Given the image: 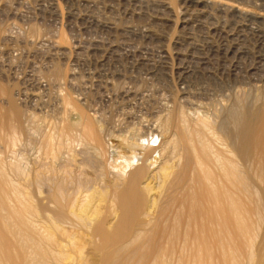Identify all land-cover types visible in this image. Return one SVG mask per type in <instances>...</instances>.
I'll list each match as a JSON object with an SVG mask.
<instances>
[{"label": "rangeland", "instance_id": "1", "mask_svg": "<svg viewBox=\"0 0 264 264\" xmlns=\"http://www.w3.org/2000/svg\"><path fill=\"white\" fill-rule=\"evenodd\" d=\"M50 1L49 0H40V1L39 0H0V30L2 31V34L5 37V39L0 40V57H1L0 58L1 60L0 61V91L1 93L0 94L2 95V96L0 95V111H2L0 112V126L3 127V128L0 127V129L2 130V132H0V161H2L3 164H5V167L7 168L8 172H10L9 167L12 165L14 167L15 166L18 167L19 172L24 171L21 173L23 174L25 173L26 175L30 174L29 178L32 182L31 188H33L31 189V193L33 196V200H35L33 201L35 204L34 206H36L34 219L37 221L39 225H42L43 227H45L46 230L49 229L48 231L51 232L54 237L57 235L56 236L57 238L55 237L56 239L55 241L65 245V248H64L65 250L66 248L68 249L71 248V244L69 243L72 242L73 246L75 245L74 246L75 248L73 246L71 248L73 250L70 249L71 250L70 251L67 249V251L71 253L70 254L71 256L70 258L67 259L68 260L67 262L65 260L66 264H82L85 259H86L84 261L85 264L86 263L87 264H117V263L122 264V260L123 258L127 256V253H120L119 255H117L116 260L110 259V261H106L107 262L106 263L105 254L103 253L104 252L103 248L115 245L117 241L124 242L128 239V237L131 236V234L137 229L138 225L142 221H144L143 216L141 218L139 214L140 211H138V208H136L135 206H132L130 208L131 213L127 212L129 214L127 213L123 214L121 213V211H119V208H120L119 205H116V208H114L111 211L109 210L107 211L103 209L102 210L103 212L100 214L102 216L100 217L99 215L100 219L97 217V215L92 216L90 212L87 214L86 222H88L90 225V226L87 225L88 227L92 226L93 228L96 225L95 223H97V221L102 222L104 225H107L109 223V226L108 225L105 226L108 228L107 234L110 238L108 240L107 238L102 240L101 238L102 236L94 235L92 229L87 230V228L85 227L86 228L85 230V228H83L84 226L83 223L80 220H78L76 216L73 217L72 214L66 213L65 215L67 219L71 221L70 223H72L73 221L72 225L68 224L69 226L67 225L65 228L68 230V233L70 234L69 236L73 238L71 240L70 237L66 236L68 234L65 235L62 233V236H61L60 234L61 232L55 229V226L53 225L54 223L52 222V217H51L52 215L50 216V213L54 214L55 212L60 210V207L54 204L52 207H50V209L54 207L53 209L55 210V212L53 209H52L53 210L52 212H49L50 209L47 210V208H49V205H47V203L49 202L48 197L51 196V194L55 192L56 190L55 187H57L59 183L64 182L63 177L65 178L66 181L67 180L70 181L72 179L71 181L72 183L74 182V184H72L71 182H68V184H65V185L66 186L69 185L68 186L69 188L67 187L68 190L71 191L73 189L74 191L73 190L72 191L76 192L77 191L76 188L78 189L77 184L79 182V179L84 180V177L88 178L92 176L90 177L91 179L88 178V180L92 182L89 183L87 189H89L91 185L93 189L90 187L88 192L89 194L92 193L91 197L93 196V199H96L99 196V193L101 191H104V190L106 191L107 189L106 195H104V197L102 198L103 200H105L103 206L106 207L108 200L111 198L110 190H108L109 183L111 181V178L108 179V177H111V174H110L111 171L110 173L108 172V170H110L109 165L113 164L119 159V157H117L119 156L118 151L119 152L123 151V148L121 147V145L123 146V144L120 141L122 137H125V139L127 140L129 139V141H134V142L137 141L136 143L140 144L142 149H145L146 147H150L154 151L162 149L163 142H165L168 136H170V134L173 132L172 131L173 127L172 129L171 128L167 129V127L164 128L165 127L164 122H166L170 116V114L167 113L168 117H166V112H168L169 109L171 111L173 109L174 104L171 102L172 100L167 95L166 96L157 95V90L160 89V87L162 86L161 85L162 83H163V86H166V88L168 90H171V92L173 93L184 92L188 89L187 84L179 83V80L177 78L178 75L175 74L176 72L174 71V69L169 77H165L167 79H164V80L161 79L158 84L157 82L156 83L149 82V78H148L149 76L146 74L145 69H148L149 67H154V69H159L160 54H161V49L159 47L162 46V42L166 41L167 43L165 42V44L169 46V48L172 49L173 48L172 42L177 40V38H179L180 42L184 43L186 48H190L191 46L195 47L196 56H200L201 54H204L210 58V61L207 64L208 67L204 66L205 70L203 71L202 69L201 70L202 72H200L199 76L197 77L195 76L190 79V82L192 84L199 85V87L201 86L200 87L201 91L205 92L208 95L207 100L205 99L203 100V102L198 103L196 107L191 106L193 111L191 107L186 104L185 101H181V102L178 101L179 103H177V105L179 104L181 107L184 106L186 110H189L191 115L193 114L194 111L198 110L197 112L200 113L202 116L203 114L206 117L208 116L207 118L212 120V122L214 123V125H216V128H217L222 122V120L224 119V117H226L225 115H227L228 109H230L229 107L232 106L231 104H234L233 103L234 101L235 102L241 101L243 106L246 105L247 107H254L255 99H257L260 96H263V90L255 86L253 83L250 84L248 82L251 81L252 79L257 78V76H259L258 74L261 75L262 69L256 70L257 72L255 73L257 75L253 72L254 70L253 71L251 70L252 68L257 67L256 64H257V57H258L257 51L258 50L256 51V49L254 50L253 48L254 46H256L254 42L255 37H253V35L251 36L249 29L259 30L260 28L257 24H255V26L254 24L249 25V23H247V21L245 22V19L243 18L235 19V17H233L230 12L227 13L228 11H226L225 13L224 12L220 13L213 9L212 12L208 11L206 12V14L204 13L202 14L201 11H198V10L194 11L195 8L186 9L187 7H185L182 4L181 0H164V1L163 0H145L144 1L145 4L144 3L138 4L134 0H74L76 3L73 0H71L70 3H69L70 0L69 1L68 0L66 1L58 0L61 5L60 7L61 16H59V18H56V16L54 15L52 8H51L52 2ZM223 1L228 2V0H223ZM162 2H165V3H162ZM230 2L239 4L242 7H245L252 11H256V12L264 11V0H242V1L241 0H230ZM241 2L243 3L241 4ZM68 5L69 6L72 5L73 8H76V10L74 9L77 14L76 16L72 18L68 17V14H67ZM182 7L183 8L185 7V8L183 9ZM185 12H187V14ZM196 14H197V17H196ZM92 16L96 17L98 20H100V22L109 21V23L113 25L114 29L116 28L117 30L115 29L114 32L111 31L112 32L111 33L109 31L104 30L99 25L96 27V25L91 23ZM184 20H189V21H186L187 23H181ZM195 20H203L206 24H202L203 25L202 28H199V25L196 26ZM126 26L131 27L130 30L132 31L130 33H124L122 31V28H126ZM205 26H207L208 28ZM187 27L188 28L190 27V32H192L194 36L193 40L191 41L192 45L190 46L187 45V43L185 42V38H184L185 36L184 33L188 32ZM209 27H210V30L208 31L207 29H209ZM181 28L186 29V30L182 32L183 29ZM220 28L225 29V30L230 29L232 32L234 30V33L238 31V29L244 30V33L246 36L245 45L246 46L248 45V47H250L249 48L250 54L249 56L244 58L245 61L243 59V61L241 62L240 71L238 70L236 72L237 74L232 72L233 68L231 66H228L229 63L227 64L221 63L220 58L216 56L214 57L213 56L214 54H212L211 49H214L215 47L220 46L222 42L221 41L222 38H221L219 31H214V29H220ZM142 29L143 30L147 29L151 31L153 34L156 35L157 38H159L161 42H159V40L157 41L156 39L148 40L142 37ZM248 32L250 33V35ZM166 36H167V39L165 38ZM60 39H64V41L68 39L65 42V46L67 47V53L70 52V54L66 53L63 55L61 52L56 51V47L54 44L56 43V41L58 42ZM92 44H97V45L99 44L98 45L99 49L97 50V53L95 54L91 52ZM109 46H113L116 48L119 47L118 51H116L115 54H110L111 52L108 49ZM185 53L187 52L185 51ZM141 58L146 59V64L148 62V65L146 64L139 65V59ZM173 60L174 61L171 64H172V67L175 68L179 64V60L177 59H173ZM56 68L61 70L62 77H60L56 86L55 85L52 86L55 83V80L53 82L54 76L51 77V75L54 73V70ZM74 68L75 69L77 68V69L75 70ZM87 72L88 74L96 73V75L101 76V78L103 76L105 77L103 78L105 80L108 77L107 80H109V84H110L107 87L108 89L103 86L96 88V86H94L93 84L91 85L84 77L85 75H83V73H87ZM231 73H233V75ZM70 74L76 75L75 79L72 80V78H70L71 76ZM136 74H140V75H136ZM114 75H115V78L120 77L118 80L119 82L115 79H112L114 78ZM201 75L203 76L204 80L202 79ZM209 75L211 76L209 77ZM110 76H113V77H110ZM235 76L237 78H235ZM128 78H130V80ZM196 79L198 80V82ZM233 80L234 82L235 81L241 82V86H239L238 88L232 87L230 90L228 86L233 84ZM68 85L71 86V88H69ZM35 87L36 88L39 87L40 90H38L37 92L38 94H40L39 97L40 98L42 97L41 99L39 97H36L35 99L30 97L29 91H31L30 89H33ZM53 87L55 88V90ZM122 90H130L136 93L137 97H132V99L130 98L128 101L123 102V99L121 98V96H119ZM58 91L59 93H57ZM138 94L139 95L142 94V95L138 96ZM61 95L67 96L70 99L69 100L70 103L68 106H63L62 104L59 105L60 102L57 99V97ZM247 99L248 101H246ZM245 101L246 103L249 104V106L248 104L244 103ZM42 103L45 104L46 106L44 105L42 106L41 105ZM165 107L167 108V110H165L166 112L163 111L164 109H166ZM128 113L130 114V116ZM126 117H131L130 119L131 121L129 122L130 124L128 123ZM8 120H9V123H8ZM10 120L13 121L14 123L11 122ZM77 121H79L80 124L81 122H83L80 126H83V124L85 125L86 121H87L86 123L88 122L91 123V125L94 127L97 140H94L95 138L94 139L91 137L89 138V136L86 137V135L82 133V130L78 126L79 123L77 124L78 127H75V123H77ZM5 122H6V125H5ZM8 125H10V127L15 126V128H10L9 129L10 132H8V128H9ZM68 126L73 127L74 129L71 128L69 130ZM161 127L164 128L163 130H168V131H164L165 132L164 133ZM5 130L7 131V133H5L6 132ZM12 130L16 131L14 132L16 133L17 136H16V140L14 138L15 141L12 139L14 143H12L11 141L12 144L11 143L9 144L6 134L7 135L9 134L8 137H10L12 135L11 133ZM217 130H216L217 136L220 137L221 141L225 142L226 139L224 137V133L221 132L218 128ZM163 134H166V135L163 136ZM46 135L49 137L52 136L50 137L51 139L48 140L49 137L47 138ZM131 137L133 139H131ZM89 139H92L90 140L91 143ZM53 140L55 141L51 142ZM56 145H57V148H56ZM39 149H40V152L38 151ZM146 149H149V148H146ZM81 154H84V155H81ZM44 155L47 157H45ZM97 156L99 159L97 158ZM46 158L47 159L49 158L48 159L49 161H47ZM106 158H107V161H105ZM139 158L140 159H138V161L140 162L141 155H139ZM51 159H53V161ZM43 161H45V164H43L44 163ZM35 163L36 165L34 166ZM70 163H72V166ZM104 163H106L107 165ZM38 164L39 165L42 164V165L39 166ZM46 164H49V165H46ZM63 164L65 166H63ZM69 165L71 166L70 168H69ZM59 166L62 169H60ZM78 166H80L79 169H78ZM92 166L94 167L92 168ZM56 167H58L60 171ZM64 167H67L69 169L67 168L65 169ZM33 170H36V171L38 170V171L36 172ZM78 170H80V173ZM76 173L77 174L79 173V174L77 175ZM80 174L82 175V178L79 177ZM35 175H37L40 178L39 179L38 177L35 178ZM45 175H47V178ZM54 175L55 177L53 178ZM72 175H74L75 177ZM51 176L53 179L51 178ZM69 176H70V180L68 179ZM249 176L251 178V183H252V186L255 192V200L259 207V211L257 213V216L255 217L254 224H255V228L258 229L260 239L259 241L256 242V245L251 252L252 253L251 260L248 262L243 259L241 261V264H243L244 262H245L244 264H264V240H263L264 234L261 236V234L264 232V210H262L264 209V206H263L264 205V174L260 173L259 171H254V172L251 171L249 173ZM42 177H44V179ZM61 178H62V181H60ZM35 180H37L36 182H38L37 187H36ZM95 181L97 182L95 183ZM100 182L101 183L103 182V183L100 184ZM95 186H97L98 188L102 190L100 189L96 190L97 187ZM99 186H103V187H99ZM47 187H49L51 191ZM36 188L39 189L38 190L39 193L36 192L37 191ZM43 191L45 193L47 191V193L45 194ZM37 193L40 194V196ZM79 193H81V191ZM79 193L76 192L75 195H78ZM85 193H83V195L79 194V196H81L80 197L81 200H83L84 198L83 196L85 195ZM43 196H46L45 198H47V200L44 199ZM45 207L46 209H44ZM64 212H68V211H64ZM112 212L115 213V215L117 214L118 215L115 216L114 214H112ZM42 213H45V215L47 214V216L45 215H44L45 217L42 216L43 215ZM36 214H38L41 218L38 215L36 216ZM110 215L111 216L113 215L112 218ZM72 217L76 219L77 221H80V223L74 220ZM48 219L51 221H49ZM74 223L76 224L75 227H74L75 225ZM82 234H84L83 237H82ZM66 239L69 242H67ZM76 239L78 241L80 240L79 243H77ZM102 241L105 242V244ZM56 245L53 246L54 250H57L55 248ZM76 245L78 246L81 245V249L78 246L76 247ZM83 247H84V250H82ZM76 248L80 250L74 251ZM80 251H83V252L80 253ZM99 252L100 253L102 252V253L100 254ZM100 257H102V259ZM153 263L154 261L148 259L145 263L143 262L140 264H153Z\"/></svg>", "mask_w": 264, "mask_h": 264}, {"label": "bare ground", "instance_id": "2", "mask_svg": "<svg viewBox=\"0 0 264 264\" xmlns=\"http://www.w3.org/2000/svg\"><path fill=\"white\" fill-rule=\"evenodd\" d=\"M59 1L58 0H51L50 1V2H52L51 8H52V11H53L54 15L56 16V18H59V16H61V10H60L61 5H60ZM134 1L138 4H143L145 0H134ZM70 2H71V0L69 1V3ZM181 2L185 7H187L186 9L195 8L194 11H196V10L201 11L202 14L203 13L206 14V12H208V11L212 12L213 9L215 11L220 12V13H222V12L225 13L226 11H228L227 13L230 12L231 15L233 17H235V19L236 18H239V19L243 18V19H245V22L247 21V23H249V25L254 24V26H255V24H257L259 26V28H260L259 30L249 29L251 36L253 35V37H255L254 42H255L256 46H254L253 48H254V50L256 49V51L258 50L257 51L258 57H257V64H256L257 67L252 68L251 70L252 71L254 70L253 71L254 73L257 72L256 71L257 69H260V70L262 69L263 71L261 70V75L258 74L259 76H257V78L252 79L251 81L248 80L249 81L248 83H250V84L253 83L255 86L261 88L263 90V96H260L257 99H255V101H254L255 103L253 102L254 107H247L246 105L243 106L241 101H236V102L234 101L233 102L234 104H231L232 106L229 107L230 109H228V112L226 111L227 112V115H225L226 117H224V119L222 120L220 125L217 127L221 132L224 133V137L226 139L225 142L221 141L220 137H218L217 133H216V130H217L216 125H214L212 120L207 118L208 116L206 117L204 114L202 116L200 113L197 112L198 110L194 111L193 114L191 115L189 110H186L184 108V106L181 107L179 104H178L179 106L177 105V103H179L181 101H185L186 104L189 105L190 107L191 106L196 107L198 103L203 102V100H205V99L207 100L208 95L205 92L201 91V88H200L201 86L199 87V85L192 84L190 82V79L192 77L199 76L200 72H202L201 71L202 69H203V71L205 70V67L207 66L208 62L210 61V58L204 54H201L200 56H196L195 47L191 46L190 48H186L184 43L180 42L179 38H177V40L172 42L173 43L172 49L169 48V46H167L165 44L166 41L162 42V46L159 47L161 49L159 69H154V67H149V68L147 67L148 69H145L146 74L149 76L148 77L149 82H151V83L157 82V84H158L161 79H163V80L167 79L165 77H169L170 74L173 72V69H174V71L176 72L175 74L178 75L177 78L179 80V83L188 85V89L186 91L178 92V93L171 92V90H168L166 88V86H163V83L161 84L162 86L160 87V89L157 90V95H159V96L160 95H162V96L167 95L172 100L171 102L174 104L173 109L171 111L169 109L168 112H166L165 111V110H167L166 107H165L166 109L163 110L166 112V117H168L167 113L170 114L168 120L166 121V119H165L166 122H164L165 123L164 128L167 127V129L168 128L172 129V127H173V130H172L173 132L170 130L172 133L170 134V136H168L166 141L163 142L162 149H159L157 151L152 150V148H150V147H146L149 149H146V148L142 149L140 144L136 143L137 141L136 142L129 141V139L127 140V139H125V137H122V135H121L122 139L120 141L123 144V146L121 145V147L123 148V151L122 152L118 151L119 156H117V157H119V159L116 162L113 161L114 163L109 165L110 170H108V172L110 173V171H111V173H110L111 177H108V179L111 178V181L109 183V188L108 187L107 188H108V190H110L111 198L109 200L107 199L108 202H107L106 207L103 206L105 200H103L102 198L104 197V195H106L107 189H106V191L104 190L105 192L101 191L99 193V196L96 199H93V196L91 197L92 193L89 194V192H88L90 187L92 188V185H91L89 187V189H87L89 183L92 182V181H89L88 178L91 179L90 177H92V176H90L88 178L84 177V180H80L79 178H77V179H79V182H78V184L76 183L78 186V189L76 188V190H77L76 192L79 193L81 191V193H79V194H82V195H83V193L86 192L85 195L83 196L84 197L83 200L80 199L81 196H79V194L75 195L76 192H73L74 191L73 189H72L73 191L72 190L70 191L67 189V187L69 185L66 186L65 184H68V182L72 183V181H71L72 179L70 180V176L68 178L70 181H68V180L66 181L65 178L63 176H61V177H63L64 182L59 183L57 185V187H55L56 188L55 192L52 193L51 196L48 197L49 202L47 203V205H49V208H47V210L50 209V207H52L54 204H56V205H58V207H60V210L57 212H55V210L53 209L54 207L52 208L56 214L50 213V216L52 215L51 216L52 222L54 223L53 225L55 226V229H57V231L61 232L60 233L61 236H62V233L65 235L68 234L66 236L70 237L71 240L73 238H71V236H69L70 234L68 233V230L65 228L68 224L72 225L73 221H72V223H70L71 221H69V219H67V217L65 215L66 213L72 214L73 217L76 216L77 219L83 223V225H84L83 228L86 227L87 230L92 229L94 235L102 236L101 237L102 240L105 238H107V240H108V239H110L108 234H107L108 228L105 226H107V225L109 226V223L107 225H104L102 222L97 221V223H95L96 225L93 228H92V226L88 227L87 225H89V223L86 222L87 214L90 212L92 216L97 215V217L99 218V215L103 212L102 211L103 209L107 210V211L108 210L111 211L114 208H116V205H119V207H120L119 211H121V213H123V214L130 212L131 211L130 208L132 206H135L136 208H138V211H140L139 214H140L141 218L143 216L144 221H142L138 225L137 229L131 234L130 237H128V239L126 241H124V242L123 241L122 242L117 241V243L115 245L103 248V251H104L103 253L105 254V262L110 261V259L116 260L117 255H119L120 253H127V256L125 258H123V260H122V264H140L143 262L145 263L148 259L154 261V263H156V264H241V261L243 259L245 261H248V262L251 260V258H252L251 252L254 249L256 242L259 241V239H260L258 229L255 228V224H254V220H255V217L257 216V213L259 211V207H258L257 202L255 200V192H254V189H253V186L251 183V178L249 176V173L251 171L252 172L259 171L260 173L264 174V11L262 10L263 12H260L259 9H258L259 12L252 11L250 9L242 7L239 4L231 3L230 0H228V2L223 1V0H181ZM162 3H165V2H162ZM242 3L243 2H241V4ZM73 5H74V3H73ZM255 7H257V6H255ZM260 7H261V5H260ZM67 9H68L67 14H68L69 18H72V17L77 15L75 12L76 8H73L72 5H70V6L68 5ZM187 12H188V10H187ZM187 12H185V13L187 14ZM190 12H191V10H190ZM196 17H197V14H196ZM186 19H187V17H186ZM186 21H189V20H184L183 22H181V21L180 22L181 23H187ZM91 23L96 25V27L99 25L104 30L109 31V32H111V31L114 32V30L116 29V28L114 29L113 25L111 23H109V21L100 22V20H98L96 17H93V16L91 18ZM195 24H196V26L199 25V28H202V26H203L202 24H206V23L203 20H195ZM32 25H34V24H32ZM205 27H207V26H205ZM130 28L131 27L126 26V28H122V31L124 33H130L132 31V30H130ZM181 29H183V28H181ZM149 30H147V29L143 30L142 29V37H144L145 39H148V40L156 39L158 41L159 38H157L156 35L153 34ZM184 30H186V29H183L182 32H184ZM187 30H188V32L184 33L185 34L184 38H185V42L187 43V45L190 46V45H192L191 41L193 40L194 36H193L192 32H190V27ZM207 30L209 31L210 27ZM34 31H35V29H34ZM140 31H141V29H140ZM191 31H193V30H191ZM214 31H219L221 38H222V39L221 38L220 39L222 42H221L220 46H217L214 49H211L212 54H214L213 56L220 58L221 63H223V64L229 63L230 65L228 64V66H231L233 68V71H232L233 73H236L238 70L240 71L241 62L243 61V59L245 57L249 56V54H250V49H249L250 47H248V45L247 46L245 45L246 36H245L244 30L238 29V31L235 30L236 32L234 33V30L232 32L230 29L225 30V29L220 28V29H214ZM248 33H246V34H248ZM250 33H249V35H250ZM202 34H203V32H202ZM2 36H3V34H2V31L0 30V40L5 39V37L4 36L2 37ZM163 36H164V34H163ZM165 38L167 39V36ZM247 38H249V37H247ZM66 41H64V39H60L58 42L56 41V43L54 44L56 47V51L61 52L63 55L67 53V47L65 46ZM159 42H161V41L159 40ZM196 43H198V42H196ZM152 44H154V43H152ZM212 44H214V43H212ZM98 45L97 44L91 45V52L93 54L97 53V50L99 49ZM100 46H102V45H100ZM128 47H130V46H128ZM157 47H158V45H157ZM118 48L113 47V46H109L108 49L111 52L110 54H115L116 51H118ZM211 48H213V47H211ZM185 49H187V50H185ZM185 51L187 53H185ZM68 53L70 54V52H68ZM128 56H130V55H128ZM149 59H151V58H149ZM173 59L179 60V64L175 68H173L172 64H171L174 61ZM79 61H81V60H79ZM244 61H245V59H244ZM140 64H146V59H143V58L139 59V65ZM146 65H148V62ZM143 68H145V67H143ZM55 70H54V73L51 75V77L52 76L55 77V79L53 77V82L55 80V83L52 86H54V85L56 86L60 77H62L61 70L60 69H57L56 71ZM211 71H212V69H211ZM208 73H209V71H208ZM233 73H231V74L233 75ZM254 73H253V75H254ZM70 75H68V76H70ZM83 75H85L84 77L86 78V80L91 85L93 84L94 86H96V88L102 87V86L107 88L110 85L109 80H107L108 77L105 80V79H103V78H105L103 76L101 78V76L96 75V73L95 74L94 73L88 74V72L83 73ZM136 75H140V74H136ZM251 75H252V73H251ZM210 76L211 75H209V77ZM75 77H76V75H74V74H72L70 76V78H72V80L75 79ZM110 77H113V76H110ZM119 78L120 77L115 78V75H114V78H112V79H115L118 81ZM235 78H237V77L235 76ZM121 79H120V81H121ZM128 79L130 80V78H128ZM202 79L204 80L203 76H202ZM250 79H251V77H250ZM71 81H69V82H71ZM111 81H113V80H111ZM197 82H198V80H197ZM69 85H71V84H69ZM69 85H68V87L71 88V86H69ZM239 86H241V82H238V81L234 82V80H233V84L229 85L228 87L231 90L232 87L238 88ZM36 87L33 89H30L31 91H29L30 97L34 98V99L36 97L40 96V94H38V92H37L40 89H39V87L38 88H36ZM122 89H123V87H122ZM54 90H55V88H54ZM0 93H1V91H0ZM57 93H59V91ZM143 93H145V92H143ZM209 94H211V93H209ZM4 95H5V93H4ZM64 95L58 96L57 99L59 100L60 103L58 101L57 102L59 103V105L62 104L63 106H68L70 103L69 102L70 99ZM78 95H80V94H78ZM140 95H142V94H140ZM140 95L138 94V96H140ZM119 96H121V98L123 99V102H125V101H128L130 98L132 99V97H137V94L130 91V90H122ZM229 97H230V95H229ZM73 99H75V98H73ZM246 101H248V99ZM246 101L244 103H246ZM246 104H248V103H246ZM41 105L46 106L43 103ZM164 106H165V104H164ZM248 106H249V104H248ZM192 107H191V109H192ZM200 107H202V106H200ZM188 109H190V108H188ZM203 109H204V107H203ZM192 111H193V109H192ZM0 112H2V111H0ZM161 112H162V110H161ZM83 114H84V112H83ZM13 116H14V114H13ZM129 116H130V114H129ZM1 117H2V115H1ZM14 118H16V117H14ZM126 118H127L128 123H129L131 121L130 120L131 117H126ZM81 121H83V120H81ZM163 121H164V119H163ZM11 122H13V121H11ZM86 122H85V125L83 124V126H80L83 122H81V124H80V122L77 121V123H75V127L79 126L80 129L82 130V133H84L86 135V137L89 136V138L91 137L93 139L95 138L94 140H97L94 127L91 125V123H89V122L86 123ZM8 123H9V120H8ZM150 123H151V121H150ZM10 124H12V123H10ZM77 124H78V126H77ZM5 125H6V122H5ZM8 126H9V128L6 127V128H8V132H10V130H9L10 128H15V126L14 127H10V125H8ZM143 126H145V125H143ZM68 127H69V130L71 128H73L70 126H68ZM162 127H161V129L163 130L164 128H162ZM1 128H3V127H1ZM135 130H137V129H135ZM12 131H11L12 135L10 137H8L9 134L8 135L6 134V137L9 141V144L11 143V141H12V143H14L13 140H14V138L16 140V136H17L15 133L16 131L15 130H14L15 132L14 131L12 132ZM164 131H168V130H163V132ZM0 132H2V130ZM17 132H18V130H17ZM66 132H68V131H66ZM5 133H7V131ZM223 133H221V134H223ZM164 135H166V134H163V136ZM84 136H82V137H84ZM46 137L48 138L49 136L46 135ZM50 137H52V136H50ZM50 137L48 140L51 139ZM115 138H116V136H115ZM131 139H133V138L131 137ZM90 140H92V139H89V141ZM54 141L55 140H53L51 142H54ZM84 142H85V140H84ZM90 143H91V141H90ZM98 143H99V141H98ZM7 144H8V142H7ZM66 146H67V144H66ZM40 147H41V145H40ZM56 148H57V145H56ZM50 150H52V149H50ZM38 151L40 152V149ZM81 155H84V154H81ZM139 155H141V161L140 162L138 161V159H140ZM45 157H47V156H45ZM49 157H51V156H49ZM91 158H93V157H91ZM97 158H98V156H97ZM48 159H47V161H49ZM94 159H96V158H94ZM51 160L53 161V159H51ZM82 161H83V159H82ZM82 161H81V163H82ZM91 161H93V160H91ZM105 161H107V158ZM43 162H44L43 164H45V161H43ZM41 163H42V161H41ZM52 164H54V163H52ZM70 164L72 166V163H70ZM104 164H106V163H104ZM35 165H36V163L34 164V166ZM41 165H39V166H41ZM46 165H49V164H46ZM101 165H102V163H101ZM63 166H65V165L63 164ZM71 166L69 165V168ZM61 167H62V165H61ZM61 167H60V169H62ZM93 167L94 166H92V168ZM102 167H103V165H102ZM56 168H58V167H56ZM64 168L66 169L67 167H64ZM69 168H67V169H69ZM79 168H80V166H78V169ZM18 169H19L18 167H16V166L14 167L11 165L9 167L10 172H8L7 168L5 167V164H3L2 161H0V264H66V262L68 261L67 259L70 258V256H71L70 255L71 253L67 251L68 248H66V250L64 249L65 245L55 241L56 240L55 237L57 235L54 237L53 234L48 231L49 229L46 230L45 227H43L42 225H39L37 223V221L34 219L36 206H34L35 204L33 201H35V200H33V196L31 193V189H33V188H31L32 182L29 178L30 174L27 173L29 175H26L24 173L25 174L24 175L23 173H21L24 171L20 170L21 172H19ZM60 169H59V171H60ZM107 169H108V167H107ZM47 170H48V168H47ZM63 170H61V171H63ZM73 170H75V169H73ZM33 171H36V170H33ZM78 171L80 173V170H78ZM53 174H51V175H53ZM37 175H35V178L38 177ZM47 175H45L46 178H47ZM80 175H79V177L82 178V175L81 176ZM72 176H74V175H72ZM88 176H89V174H88ZM54 177H55V175L53 176V178ZM39 178L40 177H38V179ZM42 178L44 179V177H42ZM51 178H52V176H51ZM85 178H86V180H85ZM95 178H96V176H95ZM253 178H254V176H253ZM99 179H100V177H99ZM33 180H34V178H33ZM37 180H35V182ZM60 181H62V178L60 179ZM48 182H50V181H48ZM96 182L97 181H95V183ZM37 183L38 182H36V187H37ZM102 183L100 182V184H102ZM72 184H74V182ZM71 186H73V185H71ZM95 187H97V186H95ZM99 187H103V186H99ZM47 188L50 190L49 187H47ZM36 189H37L36 192L39 193V191H38L39 189L38 188H36ZM84 189H85V191H84ZM97 189H100V188L97 187L96 190ZM100 190H102V189H100ZM50 191H48V192H50ZM94 192H96V191H94ZM94 192H93V194H94ZM46 193H47V191H46ZM38 195L40 196V194H38ZM45 197L46 196H43V198L47 200V198H45ZM43 206H45V205H43ZM46 207L44 209H46ZM261 208H262V206H261ZM37 209H38V207H37ZM52 209H50L49 212H52L53 211ZM262 210H264V209H262ZM64 211H68V212H64ZM118 213H120V212H118ZM38 214H36V216ZM42 214H43L42 216L45 215V213H42ZM112 214L115 215V213H113V212H112ZM127 214H129V213H127ZM117 215H115V216H117ZM45 216H47V214ZM101 216L102 215H100V217ZM112 216H111V218H112ZM74 220H76V219H74ZM49 221H51V220H49ZM80 221H77V222L80 223ZM75 226H76V224L74 225V227ZM111 226H113V225H111ZM77 227H78V225H77ZM86 228H85V230H86ZM112 228H114V227H112ZM71 232H73V231H71ZM263 234H264V232L261 234V236ZM78 235H79V233H78ZM83 235L84 234H82V237H83ZM75 236H76V234H75ZM112 237H113V235H112ZM101 238H100V240H101ZM77 239H76V241H77V243H79L80 240L78 241ZM263 240H264V236H263ZM67 242H69V241L67 240ZM103 243L105 244V242H103ZM69 244H71V248H72V246H73L72 242ZM54 245H56L55 248L57 250L53 249ZM81 245H79V246L76 245V247L78 246L81 249ZM84 247L82 250H84ZM71 248H69L68 250H70ZM71 250H73V249H71ZM76 250L79 251L78 248H76L74 251H76ZM81 252H83V251H80V253ZM80 253H79V255H80ZM100 258L102 259V257H100ZM246 258H248V259H246ZM65 260H66V262H65ZM114 260H112V261H114ZM84 261H83V263H84Z\"/></svg>", "mask_w": 264, "mask_h": 264}]
</instances>
